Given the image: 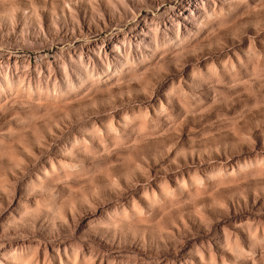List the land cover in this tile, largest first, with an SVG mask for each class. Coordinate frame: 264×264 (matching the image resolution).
Returning <instances> with one entry per match:
<instances>
[{
	"label": "rangeland",
	"instance_id": "obj_1",
	"mask_svg": "<svg viewBox=\"0 0 264 264\" xmlns=\"http://www.w3.org/2000/svg\"><path fill=\"white\" fill-rule=\"evenodd\" d=\"M0 264H264V0H0Z\"/></svg>",
	"mask_w": 264,
	"mask_h": 264
}]
</instances>
